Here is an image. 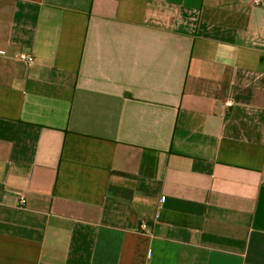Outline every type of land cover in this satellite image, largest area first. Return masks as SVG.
<instances>
[{
    "label": "crops",
    "instance_id": "1",
    "mask_svg": "<svg viewBox=\"0 0 264 264\" xmlns=\"http://www.w3.org/2000/svg\"><path fill=\"white\" fill-rule=\"evenodd\" d=\"M147 262L264 264V6L0 0V264Z\"/></svg>",
    "mask_w": 264,
    "mask_h": 264
},
{
    "label": "built area",
    "instance_id": "2",
    "mask_svg": "<svg viewBox=\"0 0 264 264\" xmlns=\"http://www.w3.org/2000/svg\"><path fill=\"white\" fill-rule=\"evenodd\" d=\"M256 4L257 5H262L264 6V0H256ZM18 58L21 59V60H26L28 62H34L35 58L34 56H32L31 54H28L26 52H21L19 55H18ZM225 106L226 107H232L235 103L233 100L231 99H228L225 101ZM25 203V200H20V204H24ZM140 229L143 230V231H146L149 229V223L147 220H144L141 225H140ZM146 264H150L149 262H147Z\"/></svg>",
    "mask_w": 264,
    "mask_h": 264
}]
</instances>
